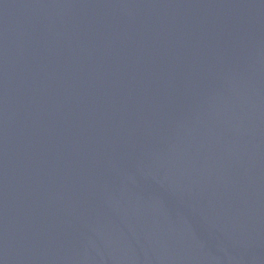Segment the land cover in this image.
Returning <instances> with one entry per match:
<instances>
[{"label": "water", "instance_id": "water-1", "mask_svg": "<svg viewBox=\"0 0 264 264\" xmlns=\"http://www.w3.org/2000/svg\"><path fill=\"white\" fill-rule=\"evenodd\" d=\"M0 264H264V0H0Z\"/></svg>", "mask_w": 264, "mask_h": 264}]
</instances>
